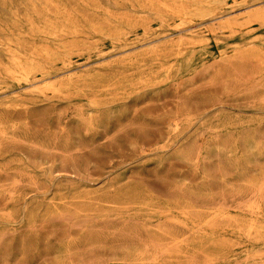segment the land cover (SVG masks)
Masks as SVG:
<instances>
[{
    "label": "rangeland",
    "instance_id": "374dc122",
    "mask_svg": "<svg viewBox=\"0 0 264 264\" xmlns=\"http://www.w3.org/2000/svg\"><path fill=\"white\" fill-rule=\"evenodd\" d=\"M0 264H264V0H0Z\"/></svg>",
    "mask_w": 264,
    "mask_h": 264
},
{
    "label": "bare ground",
    "instance_id": "6f19581e",
    "mask_svg": "<svg viewBox=\"0 0 264 264\" xmlns=\"http://www.w3.org/2000/svg\"><path fill=\"white\" fill-rule=\"evenodd\" d=\"M217 16H218V15H217ZM214 17H215V16H214ZM229 18H230V17H229ZM231 18H234V17H231ZM224 19H225V18H224ZM240 19H242V18H240ZM240 19H239V20H240ZM243 19H244V18H243ZM243 19H242V20H243ZM245 19H247V17H245ZM217 20H218V18H217ZM227 20H228V19H227ZM233 20H234V19H233ZM242 20H241V21H242ZM219 21H220V20H219ZM219 21H217V22H219ZM260 21H261V19H260ZM222 22H224V20H222ZM220 23H221V22H220ZM247 23H250V22H247ZM262 23H263V22H262ZM229 24H230V23H229ZM216 26H217V25H216ZM143 46H144V45H143ZM127 53H128V52H127ZM256 233H257V232H256Z\"/></svg>",
    "mask_w": 264,
    "mask_h": 264
}]
</instances>
